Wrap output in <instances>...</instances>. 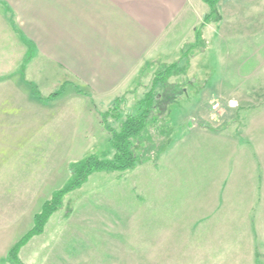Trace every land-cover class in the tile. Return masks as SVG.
Instances as JSON below:
<instances>
[{
    "label": "rangeland",
    "instance_id": "374dc122",
    "mask_svg": "<svg viewBox=\"0 0 264 264\" xmlns=\"http://www.w3.org/2000/svg\"><path fill=\"white\" fill-rule=\"evenodd\" d=\"M205 8L212 15L196 37L145 67L134 84L139 94L112 105L106 125V106L72 102L87 92L82 84H66L74 80L69 72L34 58L0 14V264H11L9 252L71 182L72 165L91 156L111 160L109 129L120 132L127 116L151 106L157 121L148 125L153 142L136 144L141 162L125 172L93 173L65 195L43 233L20 249V261L253 264L252 245L264 255V212L253 228L247 212L219 213L213 233H202L196 220L208 212L184 207L213 188L234 193L232 179L248 172L244 150L264 159V0H218L215 12Z\"/></svg>",
    "mask_w": 264,
    "mask_h": 264
},
{
    "label": "crops",
    "instance_id": "0c3cea01",
    "mask_svg": "<svg viewBox=\"0 0 264 264\" xmlns=\"http://www.w3.org/2000/svg\"><path fill=\"white\" fill-rule=\"evenodd\" d=\"M205 9L202 0H0L1 18L18 29L34 58L69 72L74 80L66 84L76 89L82 84L87 91L71 101H101L106 106L105 125L112 105L128 103L139 94L134 84L145 67L181 51L191 35L196 37L197 27L208 15ZM196 126L205 134L212 130L214 136L218 134L215 128ZM244 153L249 154L243 166L248 172L240 182L239 177L232 179L230 192L234 193L221 196L213 188L193 198L192 206L184 205L189 213L208 212L196 220L202 233L213 231L209 227L219 213L247 212V228H253L258 213L264 212V159L248 150ZM256 229L260 231L258 225ZM251 255L253 264H264L260 245H252Z\"/></svg>",
    "mask_w": 264,
    "mask_h": 264
},
{
    "label": "trees",
    "instance_id": "16d2710c",
    "mask_svg": "<svg viewBox=\"0 0 264 264\" xmlns=\"http://www.w3.org/2000/svg\"><path fill=\"white\" fill-rule=\"evenodd\" d=\"M202 1L209 7L211 12H215L218 6V0ZM211 15L210 13L205 16L204 19L208 20ZM147 101L150 102L151 99L147 98ZM152 109L151 106L146 108V110L139 115L128 116L126 121L122 124L120 132L109 129L111 135L110 151L114 152L111 160H100L96 156H91L72 165L71 182L63 190L57 192L53 198L44 205L43 212L35 217L34 229L9 252L8 259L12 264H23L19 259L20 249L25 246L32 237L43 233L45 224L61 207L65 195L79 189L91 174L96 172H125L133 169L138 162H141L136 150V144H143L147 141L150 143L153 142L148 125L150 123L154 124L157 120L156 117L155 121L152 119L154 116V111H152ZM162 145H165V143L163 142ZM156 154L159 155V152ZM151 158H153V156L145 158V160Z\"/></svg>",
    "mask_w": 264,
    "mask_h": 264
},
{
    "label": "built area",
    "instance_id": "2783aa9c",
    "mask_svg": "<svg viewBox=\"0 0 264 264\" xmlns=\"http://www.w3.org/2000/svg\"><path fill=\"white\" fill-rule=\"evenodd\" d=\"M218 106H216L215 108H217Z\"/></svg>",
    "mask_w": 264,
    "mask_h": 264
}]
</instances>
